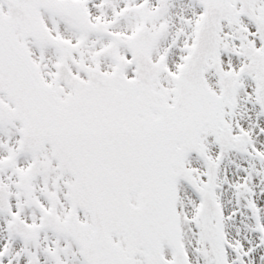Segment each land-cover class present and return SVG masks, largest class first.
<instances>
[{
  "label": "snow or ice",
  "instance_id": "1",
  "mask_svg": "<svg viewBox=\"0 0 264 264\" xmlns=\"http://www.w3.org/2000/svg\"><path fill=\"white\" fill-rule=\"evenodd\" d=\"M0 264H264V0H0Z\"/></svg>",
  "mask_w": 264,
  "mask_h": 264
}]
</instances>
